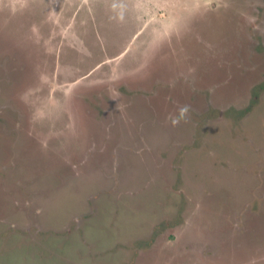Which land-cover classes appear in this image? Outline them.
<instances>
[{
  "label": "rangeland",
  "instance_id": "374dc122",
  "mask_svg": "<svg viewBox=\"0 0 264 264\" xmlns=\"http://www.w3.org/2000/svg\"><path fill=\"white\" fill-rule=\"evenodd\" d=\"M0 264H264V0H0Z\"/></svg>",
  "mask_w": 264,
  "mask_h": 264
},
{
  "label": "flooded vegetation",
  "instance_id": "af4514ba",
  "mask_svg": "<svg viewBox=\"0 0 264 264\" xmlns=\"http://www.w3.org/2000/svg\"><path fill=\"white\" fill-rule=\"evenodd\" d=\"M166 75H169V73L164 74L163 75V78H166L167 79V76ZM178 75H179L178 73L175 74V75L171 74L170 75L171 76V79L168 80V81H164L165 83H167L169 85V87L168 86L167 87L170 90L172 89V93H171L170 96H168V95L165 96V93L166 92H164V91L167 90V87L165 86V84H164V82L162 81L161 78L156 77V78H151V79L145 81V76L143 75L141 77V79L144 80L143 81L144 84L145 83H147V84H150L151 83V84L149 86H147V88H148L147 91H149V93H144V92H141L140 94L137 93V95L140 97V99L142 101V102H140V105L139 106H144L145 107L146 104L148 103V101H152V99H154V98L156 99L157 96H160V97H162V98H164L166 100L167 99H170V100H167V101H169V102L171 101L172 104L177 105L178 104V101H179L178 100L179 93L177 92V85H178V82H177L178 80L177 79H178ZM108 85L109 84H106L105 87H108ZM137 87H139V86H137ZM174 87H176V90L175 91L173 90ZM157 88H158V90H157ZM133 94L134 93H131L129 95V98L131 99V101H130L131 104L130 105H132V99L135 96ZM116 95L119 96V99H120V97H124L125 98V96L122 95V93H120V94L119 93H116ZM109 98H111V100L109 101V103H111V105L109 106L108 109H109V111H111L112 110L111 107H117V102H116L117 99H115V97H113V96H109ZM99 100H100V104H99L100 107L102 106V107L105 108L104 102L107 101V98L105 99V98L102 97ZM104 111H106V108L104 109Z\"/></svg>",
  "mask_w": 264,
  "mask_h": 264
}]
</instances>
